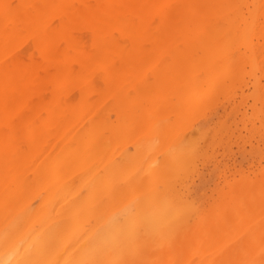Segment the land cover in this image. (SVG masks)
Segmentation results:
<instances>
[{
    "label": "bare ground",
    "instance_id": "obj_1",
    "mask_svg": "<svg viewBox=\"0 0 264 264\" xmlns=\"http://www.w3.org/2000/svg\"><path fill=\"white\" fill-rule=\"evenodd\" d=\"M263 63L264 0H0V264H264V167L203 216L176 183Z\"/></svg>",
    "mask_w": 264,
    "mask_h": 264
},
{
    "label": "rangeland",
    "instance_id": "obj_2",
    "mask_svg": "<svg viewBox=\"0 0 264 264\" xmlns=\"http://www.w3.org/2000/svg\"><path fill=\"white\" fill-rule=\"evenodd\" d=\"M247 66H246L245 70H247V72L249 73V71H251V69H250L249 66H248L249 68ZM261 66L263 67L264 63ZM263 69H264V67L262 68V70ZM247 72H246V78L243 80V82L245 83V82L250 81V82H248V86L250 88L247 86V83H245V84L242 83V85L244 84V86H242L240 84V87L241 86L242 87L241 88L239 87L238 90H236L237 87L239 86L238 85L236 87V89L234 90V92L230 93L232 95L229 94V96H223L224 99L223 98H219L216 101L219 110L216 109L217 106L214 109L210 108L211 109L210 111H213V113L212 112L211 113L214 116L208 113V115L206 117L203 116V118L205 117L204 118L205 121H204V119L202 117L200 118V116H202V115H199L198 120L200 119L199 120L200 122L198 123V120L195 119L197 117H195V116L192 117L188 113L192 117L191 121H193V122H191V123H193L192 126H194V127L192 128L191 123H190L191 131H189V129H190V127H189V129L187 131L188 132L187 134H189V135L191 134L190 136H193L192 140H194L193 143L196 146L195 147L196 151H195L194 148H191L190 150L194 153V155H192L193 153L190 155L189 153L191 151H189L187 149V151H189V153H187L186 157H188L189 155L191 157L194 156V157H192V158H194V160H191V162L193 161V163H191L189 161V163L187 162L188 163L187 166L190 165V163H191V165H194V166L196 164V166L194 168H193V166H189L190 169L192 168L191 171H189V173H187L188 170H187V172L185 171L186 175L183 173L181 175L182 177H180V178H182V182L180 181L181 180L180 178H177L178 180H177L176 183H178L177 187L181 188L182 193L185 194L184 196H185V199L188 200L187 201L188 205H190V203L192 201L193 203L191 205L192 206L195 205V206L191 207V205H190V207L193 208L194 210H196V212L198 211V213L201 212V214L200 213L199 214L202 215V216L204 215V212H208L213 207H216L217 203L221 204L223 202L222 199L224 197L223 196L224 194H222V193L228 194L229 193L228 191H230L229 188H231L230 185H232L234 182L237 183V181L241 180V178L243 176L244 177L245 176H250V178L255 179L256 177H254V176H256V175L258 176L260 174V172H261L260 170L263 171V169H264L263 168L264 167V162H263V160H264V128H263L264 124H262L259 120H257L258 116L254 112V110H255L254 109L255 108L254 107V104H255L254 102L255 101H254V98L252 97V94H253L254 90H253L252 85H251V84L254 83V79H253V75H252L253 73L250 72L249 74H247ZM247 75H250L252 78L250 79L249 78L250 76L247 77ZM257 76L259 77L260 74L257 73ZM245 85L249 89L248 88L246 89ZM262 85H264V82H262ZM243 90H244V94L243 95H247V96H243L242 95L241 91H243ZM235 91H237V92H235ZM236 93L238 95H235ZM241 95L243 96L242 98L248 97L247 100H245V99L242 100V98L240 97ZM155 97L156 96H153L152 99H150V95H149V97H147V99L149 98L148 100L150 102H147L148 100H146V98H145V101H146L145 102V107H146V104H147L148 108L147 107L146 108L148 110H145V109H143V110H145V112H144L145 114H148V115H145V117H147V116H149V117L144 118L143 116H141V120L144 119L145 121H147L149 118H151V120L149 122L150 124H151V122H153L152 121V117H153V120L156 119L155 115H153L152 112L154 114H156L157 116H158V114L161 115V117H163V119L165 120L164 116H167L169 111H171V110H166V111L162 110V111L165 112V113L164 112L162 113L161 111H158L157 109H156L157 111L155 109H152V112L149 113V111H151L150 105H151L152 108H154L152 106L153 103L151 101L153 100L155 102L158 99L157 97H156L157 99ZM225 97L231 98L230 102H229V98L227 99ZM232 97H234L233 100H232ZM262 97H263V95H262ZM224 100H225V103H223ZM241 100H242V102H241ZM213 101H212V104H215V103H213ZM218 101H220L221 104L218 103ZM226 101H228V102H226ZM243 102H244V104H243ZM209 103H211V101ZM239 103H241V105H239ZM219 106H221V107H219ZM223 106H224V108H223ZM239 106H240V108H238ZM255 106L260 108L261 104L260 105L257 104ZM212 107H215V106L212 105ZM215 109L217 110L216 112H215ZM140 110H141V108H140ZM177 110L180 111V109H177ZM177 110H176V108H175V110H172L173 111L172 114L174 113V111L176 112ZM137 112L140 113L139 115L143 114V111L142 110L139 111V109H138L135 112V114L134 113H133V115L131 114L132 118H136V115H137L136 113ZM146 112H148V113H146ZM180 112H183V110H181ZM215 113L217 114V116H216ZM121 114L123 115V113H121ZM121 114H120V117H121ZM169 114H171V113H169ZM174 114H175V117H176V115L179 114V113H174ZM188 114H187V117H184V119L185 118H186V120L190 119V116ZM193 114L196 115V113H192V115ZM179 115L180 116L182 115L181 117H183L186 114L180 113ZM123 116H125V115H123ZM196 116H198V115H196ZM110 117L112 118V120H110V122L111 123L113 122L114 124H116V118L117 117H115V114H112ZM161 117H159L158 119L159 120L161 119V122L162 123L164 122V124H166L165 123L166 120L171 121L172 119L174 120V118H175L174 116L172 117V115H171L172 118L168 117V118H171L170 120L166 117L167 119L164 121ZM181 117H179V119H181ZM137 118H138V116H137ZM121 119L119 120L120 122H122ZM126 119L128 120V117ZM136 119H134V122L137 121ZM113 120H115V121H113ZM138 120H139V118H138ZM159 120L157 121V119H156V123H154V124L152 123V125L153 126H157V123L160 122ZM195 120H196V122H195ZM206 120H208V122ZM168 121H167V124L169 123ZM134 122H133L132 126L134 125ZM141 122L142 121L139 120V123H141ZM184 122H187V121H184ZM189 122H187L188 125H189ZM117 123H119V122H117ZM143 123L144 122H142V124ZM162 123H158V126H160L159 124L162 125ZM173 123L175 124L176 120ZM173 123H171V125H173ZM187 123H185V124H186V126L188 128ZM142 124H139V125H142ZM182 124H183V122H182ZM130 125H131L130 123L129 124L127 123V125L125 126V130L127 129L129 132L130 131L133 132L131 130L132 127ZM144 125H145V123H144ZM136 126H138V124L136 125V122H135V127L133 126L132 129L134 130V128L137 129L138 127H141V126H138L136 128ZM148 126H151V125H148ZM148 126H147V128H148ZM153 126L151 127L152 131L154 130ZM180 126H182V125H179V127ZM142 127H143V125H142ZM194 128H196L197 130L195 129L196 131H194ZM122 129H121V131L123 132L124 129L123 130ZM139 129L140 128H138L137 130H139ZM198 129L199 130L203 129V131L205 130L204 131L205 135L203 134L204 137H201V134H200V137H199V133L201 132V130L197 134ZM207 129H209V130L206 133ZM140 130H141V133H139L140 134L139 138L141 139V138H143V136L145 134H147L146 133L147 131L145 132V130H147V129L145 127L144 131H142L143 128L140 129ZM152 131L150 132L151 134H152ZM129 132H128V134H129ZM193 132H194V134H193ZM137 133H138V131H137ZM133 134H136V133H133ZM133 134L131 135V133H130L131 137L129 136L131 141L129 140V138H128L129 141L127 140V142H130V144H127V143L125 144V145H128L126 147L128 148L129 152H127V149H125V146H124V148L120 147L119 149H121V148L125 149L126 153H129V154L130 153H135L136 150H134L135 147L133 145H134L135 142H140L141 143V141L139 139H137V136L135 137L136 138L135 139L133 137L135 135H133ZM106 135H108V133ZM144 138H146V137L144 136ZM131 142H132V144H131ZM142 142H144V140ZM193 143H191L190 145H192ZM136 144H138V143H136ZM120 145H123V144L121 143ZM122 149L120 150L121 153L123 151ZM190 156H189V158H190ZM189 158H188V160H189ZM188 160L186 158V161H188ZM184 176L187 177L186 180H185L186 177L183 179ZM183 182L187 183L188 186L186 184H184ZM179 183H180L181 187L179 186ZM236 183H234V184H236ZM184 185H186L188 188L187 187L185 188ZM187 189L189 191H187ZM221 200H222V202H221ZM212 204H213V206H212ZM217 206H219V204ZM199 207H200V209H199ZM196 208H198V209H196ZM202 209H203L204 212L203 211H199V210H202ZM205 209L206 210L209 209V210L205 211Z\"/></svg>",
    "mask_w": 264,
    "mask_h": 264
}]
</instances>
